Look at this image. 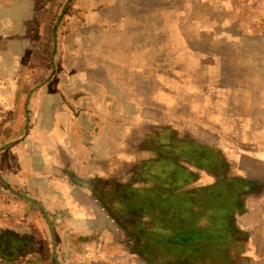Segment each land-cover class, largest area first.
Returning <instances> with one entry per match:
<instances>
[{"label":"rangeland","instance_id":"rangeland-1","mask_svg":"<svg viewBox=\"0 0 264 264\" xmlns=\"http://www.w3.org/2000/svg\"><path fill=\"white\" fill-rule=\"evenodd\" d=\"M109 4V0H0V151L26 145L28 132L46 114L55 116L60 93L71 115L80 113L81 102H71L87 89L72 84L98 80L87 66L95 59L92 50L103 51L107 43L80 39L87 27L92 28L85 25L81 11L90 14L93 11L87 9L97 12ZM123 5V58L106 59L113 80L123 88V118L113 108L118 91L102 88L95 102L88 95L83 105L85 112L99 106L91 113L100 116L102 132L88 135V126L86 134L76 138L85 146H101L102 151L112 144L114 152H81L82 164L89 157L98 164L73 180L91 187L108 214H120L123 253L127 250L132 260L246 264L248 232L234 214L243 215L248 208L244 198L249 185L239 178L243 170L236 160L264 154L253 147L263 143L258 132L264 130V104L251 101L264 96V0H123ZM73 66L80 71L73 73ZM57 82L64 83L63 89ZM62 122L58 115V129ZM62 150L54 154L55 160L70 175L74 170L66 155L59 159ZM24 155L16 153L21 166L31 160L29 153L25 159L30 160ZM104 160H109L107 168L98 169ZM184 163L198 166L199 177L217 178L206 187L197 185L214 206L213 192L228 200L218 203L233 206L230 216L231 210L213 207L216 217L211 218L227 217L228 226L212 223L202 233L184 232L178 213L186 207L183 197L193 195L190 208L199 213L193 208L195 190L187 194L179 188L183 174L174 177V169L179 173ZM154 165L164 179L157 186L148 178L157 177ZM121 174L117 193L123 194V201L111 200L109 183ZM10 182L0 171V192L13 193L10 187L15 183ZM30 190L17 188L31 196ZM81 212L92 215L86 209Z\"/></svg>","mask_w":264,"mask_h":264},{"label":"crops","instance_id":"crops-1","mask_svg":"<svg viewBox=\"0 0 264 264\" xmlns=\"http://www.w3.org/2000/svg\"><path fill=\"white\" fill-rule=\"evenodd\" d=\"M109 1V5L101 7L97 12L94 11V8L87 9L88 13L93 11L90 14L81 11L86 15L84 17L86 19L85 25L92 26V28L87 27L83 31L85 37H80V39L96 42L103 39L104 43L107 42L102 45L104 46L103 51L99 49L92 50L91 56L95 59L89 67L87 66L88 72H92L94 78L98 80L93 81V83L92 81L87 82V84L81 82L79 86L72 84L75 86L74 88L86 87L87 89V91L78 92L83 96L74 98L71 102L73 105L81 102L79 107L82 112L71 115V107L64 102L60 93L61 102L56 97L55 116H50L49 113L46 114L44 120L41 119V122L36 124L26 135L27 139L30 140L26 145H11L0 151V171L5 179L11 181L10 183H15L14 188L10 187L13 193L0 192V264H128L132 261L135 264H149L148 261L130 259L127 250L125 254L123 253L122 222H117V216H120V214L115 211L112 215L108 214L97 200V196L93 194L91 187L76 183L73 180L75 177L86 175L88 170H94L95 165L98 164L94 160L95 157H89L86 164H82V161H80L81 152L92 153L98 151V153L104 154L114 152L112 144L109 147L105 145L108 148L103 146L102 151L101 146L95 144L85 146L81 144L83 141L76 139L84 133L86 134V129H89L88 135L93 133V135L99 136L98 132H102V129L98 128L99 124H97L100 116L96 113L92 114L99 106L96 105L93 110H91V107L87 112L83 111V105L85 99H88V95H92L95 102L98 97L96 95L102 88L109 89L110 93H112L111 90L118 91L119 101H114L113 108L119 110L120 117L123 118V88L113 80L109 69L110 65H108L106 59L109 55L114 58L118 57L120 60L123 58L124 5L123 0ZM73 7H75L74 9L77 8L75 5ZM100 29L104 32H98ZM62 39L75 40L64 36ZM79 69V66L71 68L73 73L79 72ZM101 74L106 78V82L104 78L102 81L100 80ZM57 83L59 89L64 86L63 82ZM59 83H61L60 86ZM82 97L84 98L82 99ZM251 101L256 104H264V96L253 97ZM66 104L69 108L66 107ZM58 115L64 121L60 129H58ZM52 117H54V120H52ZM48 118L49 120H47ZM85 120L94 123L86 124ZM92 125L98 129L93 128ZM88 126L89 128H86ZM75 129H77L76 132ZM106 131L104 130V136L107 135ZM258 133L264 138V130ZM60 141L61 143H59ZM256 145L253 147H258L262 150L260 152L264 153V139L262 144ZM61 148L63 150L59 159H63L66 155L67 164L74 170L70 175L65 174V167L55 160L57 156L54 154H57ZM17 152L25 155L29 153L31 160L29 158L25 159V155L22 157L25 160H30V162L25 161L23 166L19 165L16 158H21L16 157ZM5 156L6 161H3ZM106 161L109 160H104V164L98 169L107 168L105 166ZM236 161L238 168L243 170L240 173L242 176H239V178L249 185V192L245 194L246 198H244L248 208L243 215H240V213L234 214L240 217L242 226L246 227L248 232L249 246L244 251L243 257H245L244 260L247 259L248 261L246 264H264V154L262 156H250L248 160L239 159ZM91 167L93 169H89ZM173 167L176 168V166ZM197 167L194 164H190L189 167L184 163L182 167L178 168L179 173L174 169L176 179L179 178L180 173L183 174V182L179 184L181 185L179 188L187 190V194H192V190H195L193 201H196V204L193 208L199 210V213L195 211L193 213L190 208L189 201H191L190 198L193 195H188L189 197H186V199L183 197L186 207L184 205L185 209L179 208L178 213L182 216L181 224L185 225L184 232L202 233L201 229L209 227L208 225L212 223L222 224L226 222L228 226L227 217L221 220L211 218L216 217L213 207L218 205L222 209L231 210L230 216L232 215L233 206L218 203L219 201H228L218 197L220 195L218 192H213L216 205L211 204V198L208 195H203L200 186L197 184L200 183L201 187L204 185L206 187L217 178L212 180L208 175L199 177ZM21 169H23L22 172ZM151 169H156L154 174H157V177L155 175L148 177L150 178V185L153 184V180L155 186L158 182L163 183L164 181H161V179H164L158 175L160 172L157 166L154 165ZM168 169L172 170L169 167ZM171 173L169 172V177H173ZM18 176H20V179H18ZM120 176L114 180V184L109 183L111 200L123 201V194L117 193L119 192V184L123 182V175ZM19 185L28 186L31 189V196L17 192ZM112 186L114 187L112 188ZM172 186L175 187V184ZM174 190L175 188L172 191ZM197 192L199 193L196 196ZM238 198L239 196L236 197V200ZM230 200H233V198ZM236 200L234 199V201ZM82 209L90 211L92 215L81 212ZM174 264L179 263L174 262Z\"/></svg>","mask_w":264,"mask_h":264}]
</instances>
